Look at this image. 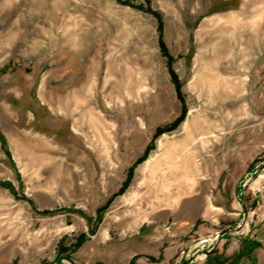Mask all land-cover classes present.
I'll use <instances>...</instances> for the list:
<instances>
[{"label":"rangeland","instance_id":"obj_1","mask_svg":"<svg viewBox=\"0 0 264 264\" xmlns=\"http://www.w3.org/2000/svg\"><path fill=\"white\" fill-rule=\"evenodd\" d=\"M125 1L0 0V182L16 191L0 187V264H264V0ZM148 7L163 15L188 109L157 138L182 103ZM86 97L113 128L110 160L78 125ZM198 114L205 128L188 134ZM227 201L240 216L201 237L200 215ZM167 219L153 244L137 241ZM252 240L262 247L248 253Z\"/></svg>","mask_w":264,"mask_h":264},{"label":"trees","instance_id":"obj_2","mask_svg":"<svg viewBox=\"0 0 264 264\" xmlns=\"http://www.w3.org/2000/svg\"><path fill=\"white\" fill-rule=\"evenodd\" d=\"M117 1L120 2V3L128 4V5L132 6V3L129 2V1H125V0H117ZM145 1H147V3L150 4L149 0H145ZM136 8L142 9V6H137ZM146 11L150 12L151 14H153L156 17V19L158 20V30L157 31L159 33V47H160V51H161V54L167 60V68H168L169 75L171 77L172 83L174 84L177 97L180 100V102L182 103V109H181V112H180V116L175 120V122L172 125H169V126H167L165 128L164 127H158V130H157L156 135H155V137L157 138L158 136H160V135H162L164 133L173 131L176 128H178L185 121L188 109H187V106L185 104L184 94H183V91H182L183 83L180 80L179 75L177 74L176 70L174 69V63L176 61V58L173 55L170 54L169 49H168V47H167V45H166V43H165V41L163 39V30H164L163 29V15L160 12H155L154 10L150 9L149 7H148V9H146ZM155 137H154V139H155ZM153 147H154V144H153V141H152V145L148 146L145 149L144 155L140 159H138L129 168L128 178H127L128 180L125 183V185L123 186V189L121 190V193H123L129 187V185H130V183H131V181L133 179V176H134L135 168L140 163H142L143 161H145L148 158L149 152L153 149ZM0 187L11 191L16 196V191H15V187H14L13 183H11L9 181L0 182ZM23 199H25L29 203L33 204L32 201L26 199V197H23ZM102 212H103L102 209H100L99 213L102 214ZM54 213H55V211H53V210L40 211V214L45 215V216L54 215ZM94 233H95V231H92V234H94ZM88 238H89V234H86V233L81 234L77 238V243L73 245V249L79 248ZM261 247H262V243H260L257 240H252L249 243L248 253H252V252L256 251L257 249H259ZM60 253L63 254V253H66V251L64 249L62 251V249H61ZM63 260L69 261L70 264H75L73 262L72 258L69 257L68 255L67 256H61V255L57 256L56 259H55V264H62ZM133 264H134V262H133ZM228 264H239V261L238 260L232 261V262H230Z\"/></svg>","mask_w":264,"mask_h":264},{"label":"bare ground","instance_id":"obj_3","mask_svg":"<svg viewBox=\"0 0 264 264\" xmlns=\"http://www.w3.org/2000/svg\"><path fill=\"white\" fill-rule=\"evenodd\" d=\"M255 48V47H254ZM80 101V99H79ZM76 102V101H75ZM78 104H76V109H80L81 113V121H79L78 125H80L79 127L84 130L85 128H93L94 130H96V132H99L101 138H100V142H102V146H104V149L101 148L102 153L105 154V158L106 160H110V153L113 152L114 150H111V148H109L108 144H106L107 141H109L111 139V129L112 126L110 123H108V119H106L104 116H102L99 112H97V110L95 109V107L92 105L91 99L89 98H84L82 101L77 102ZM75 104V103H74ZM204 119V117H203ZM202 117L200 114L196 115L194 117V120L192 122V124L190 125V127H187V131L188 134H190V131L193 129V132L197 129H204V124H202ZM185 141H183L184 143ZM184 144H182L179 148H177L175 150L176 154H179L183 151H185V146H183ZM184 148V149H183ZM109 153V154H108ZM115 153V152H113ZM112 153V154H113ZM185 157L183 159V161L181 162V164H178V168H179V175H183L184 173L187 172L188 170V159L186 157V153L184 154ZM187 159V160H186ZM184 179L183 176H181V181L179 183H184Z\"/></svg>","mask_w":264,"mask_h":264},{"label":"crops","instance_id":"obj_4","mask_svg":"<svg viewBox=\"0 0 264 264\" xmlns=\"http://www.w3.org/2000/svg\"><path fill=\"white\" fill-rule=\"evenodd\" d=\"M212 206H213L214 209H216V211H218V213H217L218 216L217 217L214 216V219H212V221H208L206 215H200L199 221H197V223L201 222V225H203L205 232H207V233H205L202 236L200 235L201 237H205V239L211 238V237H215V236H221V237L223 235L225 236V233H224L225 231L222 232L219 229H221V227H226L225 225H227V226L229 225V222L226 221L227 218L232 219L231 217L233 216V214L237 215V216H240L239 212H237V213L233 212V210L234 209L237 210V208L234 205V202H232V201H229V202L227 201L224 204L220 203V204H216V205H212ZM180 209L181 210L179 211V216H183L182 213H184L185 207L183 206ZM211 212H212V214L213 213L216 214L215 211H211ZM166 215H167V213H166ZM164 217H166V216H164ZM164 219H166V218H164ZM176 220H177L176 223H179V225L181 223H184L183 222L184 220L180 219L179 217H176ZM243 220L241 219V222H243ZM208 222L214 227L213 231H209V230H207L208 228L205 227L206 224H209ZM169 224H170V222H169L168 219L167 220H163L162 222L156 221V222L148 223V225H146L145 227L141 228V231L139 232V234L136 237V239L139 242L143 241L145 243V245H147V247H148V245L154 243V241L151 239L152 237L150 236V234L153 235V233L155 232L156 228H159L160 226L163 227V226H166V225H169ZM192 226L195 227V225H193V224H191L189 227L191 228ZM182 228L185 229L187 227H179L178 229L181 230ZM184 229H182V230H184ZM137 251H138V252H136L137 255L138 254H141V255L145 254L144 251H142V249L138 248Z\"/></svg>","mask_w":264,"mask_h":264},{"label":"water","instance_id":"obj_5","mask_svg":"<svg viewBox=\"0 0 264 264\" xmlns=\"http://www.w3.org/2000/svg\"><path fill=\"white\" fill-rule=\"evenodd\" d=\"M224 233H226V231Z\"/></svg>","mask_w":264,"mask_h":264}]
</instances>
